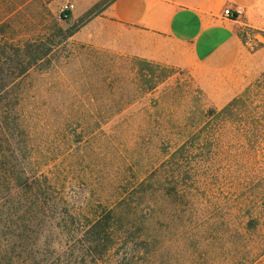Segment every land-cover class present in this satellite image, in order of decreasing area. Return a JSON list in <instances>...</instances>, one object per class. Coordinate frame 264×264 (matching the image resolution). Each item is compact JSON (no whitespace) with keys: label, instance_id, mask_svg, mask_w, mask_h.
<instances>
[{"label":"rangeland","instance_id":"1","mask_svg":"<svg viewBox=\"0 0 264 264\" xmlns=\"http://www.w3.org/2000/svg\"><path fill=\"white\" fill-rule=\"evenodd\" d=\"M64 2L0 0V46L87 16L60 19ZM239 35L247 51L262 49L247 86L259 106L264 30ZM56 48L47 68L0 90V262L264 264V114L218 119L209 111L226 103L186 72L154 66L146 89L136 57L73 36ZM112 208L124 232L105 252L103 234L82 235Z\"/></svg>","mask_w":264,"mask_h":264},{"label":"crops","instance_id":"2","mask_svg":"<svg viewBox=\"0 0 264 264\" xmlns=\"http://www.w3.org/2000/svg\"><path fill=\"white\" fill-rule=\"evenodd\" d=\"M87 15L72 35L118 55L186 72L216 105L240 94L263 63L242 45L244 26L264 30V0H65ZM99 6L93 11L92 8ZM240 9L237 18L223 10Z\"/></svg>","mask_w":264,"mask_h":264},{"label":"trees","instance_id":"3","mask_svg":"<svg viewBox=\"0 0 264 264\" xmlns=\"http://www.w3.org/2000/svg\"><path fill=\"white\" fill-rule=\"evenodd\" d=\"M110 0H104V2H108ZM71 13H67L66 17H61L62 20L69 19ZM84 19V18H83ZM83 19L80 20L78 24L72 25L68 28H63L58 24H53L52 29L49 33L38 36L34 39L25 40L20 42L19 44L14 45L13 43L7 44V41L4 42L3 46L0 48V90H5V80L10 78V76L22 77L27 74V72L34 68L40 67L41 69L47 68V66L51 63V57L54 55L56 51V47L59 43L65 42L68 38H70L74 32L79 28ZM1 43V42H0ZM141 66L142 70H146L147 73H141L140 76L142 78L143 86L146 89H152L156 85V77H154V72L151 69L154 66H159L160 64H155L144 59L136 58ZM5 68V69H4ZM7 75V76H6ZM4 82V83H3ZM250 90L246 87L241 94L232 98L229 102H227L222 108L210 109V114L214 115L218 119L223 120H233V119H249L251 116L255 114H264V101H260L261 105L253 106L252 103H248L250 101ZM183 149V146L178 147L175 152H179ZM27 182V181H26ZM41 186L38 187L40 190ZM258 194L260 196L264 195V187L259 188ZM264 206V205H263ZM264 210V207L261 208ZM114 208L110 209L104 215L100 217H95L90 221L88 227L83 232V237L86 240L90 241H98L101 239L102 234L105 236V242L101 245L102 250L105 252L108 251L112 245V239L116 235H121L124 231L118 227L119 216L117 211ZM259 219L258 216L249 215V219L246 221V227L248 229H253L258 224ZM89 237V239H87ZM0 264H48L42 263L38 261H26V260H14L7 258V260L1 261Z\"/></svg>","mask_w":264,"mask_h":264},{"label":"built area","instance_id":"4","mask_svg":"<svg viewBox=\"0 0 264 264\" xmlns=\"http://www.w3.org/2000/svg\"><path fill=\"white\" fill-rule=\"evenodd\" d=\"M74 9V3L72 1H65L60 8V13L58 17H66L67 13H71ZM241 13L240 9L235 10L234 12L230 8H226L223 10V15L229 18H237V16Z\"/></svg>","mask_w":264,"mask_h":264}]
</instances>
